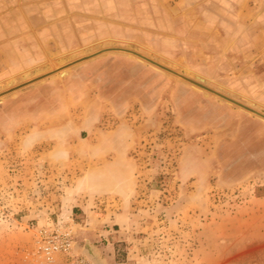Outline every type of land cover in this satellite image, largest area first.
<instances>
[{
    "label": "rangeland",
    "instance_id": "rangeland-1",
    "mask_svg": "<svg viewBox=\"0 0 264 264\" xmlns=\"http://www.w3.org/2000/svg\"><path fill=\"white\" fill-rule=\"evenodd\" d=\"M105 46L264 113V0H0V94ZM137 58L0 95V264H264V119Z\"/></svg>",
    "mask_w": 264,
    "mask_h": 264
},
{
    "label": "bare ground",
    "instance_id": "bare-ground-1",
    "mask_svg": "<svg viewBox=\"0 0 264 264\" xmlns=\"http://www.w3.org/2000/svg\"><path fill=\"white\" fill-rule=\"evenodd\" d=\"M94 45V44H93ZM89 47V46H88ZM90 48V47H89ZM111 48H115V47H110V46H105V47H103L102 49H98V50H96V51H103V50H106V49H111ZM107 51V50H106ZM131 51H133V50H131ZM104 52V51H103ZM70 53V52H69ZM93 53L94 52H87V54H85L84 56H82L81 58H79V59H77V60H74V61H71V62H69L68 64H63V65H60V66H54L55 68H50L51 70H49V71H46V72H43L42 74L43 75H50V74H53L54 73V71H58L59 72V75L60 76H64V75H67V74H69V67H71V65L73 66L74 64H77L78 62H81V61H84V60H86V59H91L93 56H91V55H93ZM128 53H130V55L132 56V55H135V54H133V52H128ZM100 54V53H99ZM69 55H75L74 53H72V54H69ZM140 55H142V54H138L137 55V59L139 60V61H147L148 63H150V65L154 68V69H156V70H159V64L160 65H163V64H161V63H159V62H157L156 60L154 61V60H152L151 58H149V57H147V56H140ZM86 57V59H82V58H85ZM146 57V58H145ZM81 59V60H80ZM79 60V61H78ZM146 62V63H147ZM158 64V65H157ZM109 65V64H108ZM163 66H165V65H163ZM182 66V65H181ZM166 67V66H165ZM185 68V67H184ZM184 70V69H183ZM37 71V70H36ZM187 70H185V72H186ZM190 71H192V70H190ZM189 71V72H190ZM21 77L24 79L23 80V82H21V83H19V85L18 84H16V85H14L15 84V81H14V76H9L8 78H7V80H6V85L8 86V87H11V88H8L7 90L5 89V90H1L2 91V93L0 94V95H2V94H4V93H8V92H11V91H14L15 89H17V88H19V87H21V86H24V85H26V84H30L31 82H33V81H35V80H37L38 78L39 79H41L40 77H42L43 75L40 73V74H34V75H36V76H32L31 75V72H30V69H26V70H22L21 72ZM179 73V72H178ZM196 73V72H195ZM185 77H187V78H189L190 79V77L189 76H186V74H183ZM54 76V75H53ZM196 79L195 80H193L194 82H191V81H189V80H185V79H182V80H185L187 83H188V85H190V86H192V87H194V88H196V89H199V90H202V89H204L202 86H200L201 85V83H202V81L204 80V78L201 76V75H198V74H196V77H195ZM38 79V80H39ZM184 81V83H186ZM197 83V84H196ZM199 83V84H198ZM204 83V82H203ZM202 83V85H204ZM18 85V86H17ZM4 87V86H3ZM202 88V89H201ZM229 92H231V91H229ZM230 94H232V93H230ZM237 94V93H236ZM231 96V95H230ZM238 96V95H237ZM235 98L234 97V95L233 96H231V98ZM237 98V97H236ZM235 98V99H236ZM242 98H244V99H246V101H247V104L246 103H243L244 105H246L247 107H249V108H251V109H253V110H255V111H257V112H260L259 110H258V107H260V105L259 104H257V103H254L253 102V100H251V99H247L246 97H244V96H242ZM230 102V101H229ZM256 102V101H255ZM231 103V102H230ZM235 106H236V104H235ZM238 107H240L239 105H237ZM241 108H243V107H241ZM243 109H245V108H243ZM245 110H247V109H245ZM247 111H249V110H247ZM249 112H252V111H249ZM252 113H254V112H252ZM254 114H256V113H254ZM257 115V114H256ZM259 116V115H258ZM260 117V116H259ZM260 118H262V117H260ZM262 119H264V118H262ZM72 245V247H73V249H74V252L76 251V252H79V253H81L82 255H84L85 256V254H86V259L88 260V258H87V256H89V257H91L92 259H94V261H95V263L96 264H104V260L103 259H101V258H99V256H98V249H96L95 247H93L92 245H90L89 244V242H87L86 241V243L83 245V248L85 249V251L83 250V248H82V245L80 246V249H78V247H77V245H75V243H72L71 244ZM95 246V245H94ZM78 250H80V251H82V252H80V251H78ZM85 254H84V253ZM100 253V252H99ZM107 263V262H106Z\"/></svg>",
    "mask_w": 264,
    "mask_h": 264
},
{
    "label": "water",
    "instance_id": "water-1",
    "mask_svg": "<svg viewBox=\"0 0 264 264\" xmlns=\"http://www.w3.org/2000/svg\"><path fill=\"white\" fill-rule=\"evenodd\" d=\"M106 50H117V51L133 52V54H135L136 56H137L138 54H140V53H137V52H135V51H131L130 49L121 48V47H115V48L106 49ZM106 50H103V51H106ZM103 51H101V52H103ZM101 52H100V51H97V52L93 53V55H91V56L98 55V54L101 53ZM140 56H143V55H140ZM143 57H144V56H143ZM145 58H146V57H145ZM82 59H86V57H85V58H82ZM80 60H81V59H80ZM78 61H79V60H78ZM157 65H158V64H157ZM159 67L162 68V69H165V70H167V71H170V72H172V73H175L176 75L182 77V78L185 79V80H189V81H191V82H194L192 79H189V78H187V77H185V76H183V75H181V74H179V73H177V72H175V71H173V70H171V69H169V68H167V67H165V66H163V65H160V64H159ZM48 75H49V74H48ZM45 76H47V75H43L42 77H45ZM42 77H40V78H42ZM38 79H39V78H38ZM196 84H197V83H196ZM198 84H199V83H198ZM200 86H202L204 89H206V90H208V91L210 90V92H212V93L218 95L219 97H221V98H223V99H225V100H227V101H230L231 103H234V104H236V105H239L240 107H243V108H245V109H247V110H249V111H252V112L256 113L257 115H259L260 117L264 118V113L257 112V111H255V110H253V109L247 107V106L244 105L243 103H241V102H239V101H236V100H234V99H232V98H230V97H228V96H226V95H224V94H222V93H220V92H218V91H215L214 89H211L210 87H207V86L202 85V84H201ZM86 241L89 242L88 240H85V241L83 242V244H81V245H82V248H83V245L86 243ZM89 244L92 245V243H89ZM75 245H77V244L75 243ZM81 245H77L78 249H80V246H81ZM92 246L95 247L94 245H92ZM95 248H96V247H95ZM96 249H97V248H96ZM83 250L85 251L84 248H83ZM78 251H80V250H78ZM97 251H98V250H97ZM80 252H82V251H80ZM83 253H84V252H83ZM84 254H85V253H84ZM85 256H86V254H85ZM98 256H99V258L103 259V257H102L101 254L99 253V251H98ZM87 258H88V261H89L91 264H96L95 261H94V259H92V258L89 257V256H87ZM103 260H104V259H103ZM104 264H107L105 260H104Z\"/></svg>",
    "mask_w": 264,
    "mask_h": 264
},
{
    "label": "built area",
    "instance_id": "built-area-1",
    "mask_svg": "<svg viewBox=\"0 0 264 264\" xmlns=\"http://www.w3.org/2000/svg\"><path fill=\"white\" fill-rule=\"evenodd\" d=\"M42 249L45 252V254L49 258H51L52 255H53L52 253H55V252H58V251L62 250V245H60V244H58L56 242L47 241V242H45L44 245H42ZM77 264H78V261H77ZM86 264H90V263H86Z\"/></svg>",
    "mask_w": 264,
    "mask_h": 264
}]
</instances>
